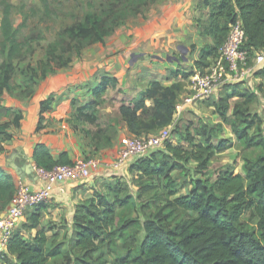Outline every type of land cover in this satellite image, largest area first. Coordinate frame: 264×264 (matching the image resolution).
<instances>
[{
    "label": "trees",
    "instance_id": "16d2710c",
    "mask_svg": "<svg viewBox=\"0 0 264 264\" xmlns=\"http://www.w3.org/2000/svg\"><path fill=\"white\" fill-rule=\"evenodd\" d=\"M158 1L98 0L91 11L59 32L57 41L46 50V59L38 61L35 68L29 65L30 74L16 64L22 45L14 30V7L3 2L0 99L5 93L13 94L16 76L29 75L34 85L37 79L69 68L86 48L105 44L119 28L143 17ZM41 2L48 13V0ZM200 8L209 10L208 20L199 23L200 35L211 38L213 46L201 49L193 71L174 72V78L182 75L186 82L195 71L204 73L218 58L231 25L237 21L245 30L243 50L249 52L251 60L264 51V0H201ZM178 62L183 60L178 58ZM255 76L262 80L258 93L243 88L242 83L229 84L222 88L214 103L215 113L239 142L242 172L236 166L213 168L216 156L231 148L227 140L219 138L222 124L211 125L197 119L187 127L175 126L172 134L188 146H175L168 141L164 151L140 158L130 167L139 177L136 200L142 219L130 217L133 199L122 197V183L111 187L110 194L95 190L91 199L81 200L74 207L72 257L63 242L51 240L45 227H41L42 215L47 211L43 203L27 212V224L15 231L0 264H49L61 256L73 264H107L105 252L117 255L120 246L125 254L118 257L117 264H264V112L250 111L260 95L264 99V66ZM185 82L166 87L155 81L138 98L123 102L118 115L128 131L133 136H147L174 123ZM118 86L116 77L102 76L92 90V99L75 110L73 131L91 139L96 149L112 144L113 128L100 126V108L105 95ZM229 91L233 97L244 99L235 105L231 117ZM33 93L30 89L26 96ZM52 102V98L41 102L36 132L44 128L43 114L50 110ZM21 119L15 115L12 122L0 124V144L13 140L8 129L19 128ZM79 123L95 130L80 131ZM3 151L0 146V153ZM32 159L38 168L48 171L73 163L67 153L55 160L44 143L36 144ZM189 160L197 164L196 175L191 179L192 190L188 195L176 197L179 191L172 173L176 170L183 173L182 163ZM15 194V178L0 168V215ZM33 230L36 234L31 236ZM25 234H29V240Z\"/></svg>",
    "mask_w": 264,
    "mask_h": 264
},
{
    "label": "rangeland",
    "instance_id": "374dc122",
    "mask_svg": "<svg viewBox=\"0 0 264 264\" xmlns=\"http://www.w3.org/2000/svg\"><path fill=\"white\" fill-rule=\"evenodd\" d=\"M98 0H48V3L50 5V11L47 13L43 3L41 0H0V43L2 41V33H1V22L3 18V2H9L13 5V24H14V30L18 33V39L21 43V51H20V58L16 60V64L20 65L24 71L28 74L31 73L32 70H30L29 65L31 68H35L37 66V62L40 60H45L46 56V50L49 47V45L53 44L58 39L59 32L73 24L77 19L82 18L86 13L91 11L93 9V5L97 3ZM184 1V0H182ZM168 2V0H160L156 4H165ZM182 3V2H181ZM154 4L151 8L154 9ZM167 4V3H166ZM92 6V7H91ZM171 5L168 3L166 5V8H170ZM150 8V9H151ZM33 9L36 10V12H33ZM159 12V11H157ZM140 17H136L132 19L131 21H139ZM201 22L200 19H195V24L197 22ZM143 25V24H142ZM126 29L121 30V32H118L112 36L111 39L116 38L119 33L120 35L123 34L127 36L131 30L134 28H138V30H142L140 27V23L133 22L126 24ZM184 28L176 27L174 31L168 32V43H164L163 47H158V51H155L152 55H156L157 57H152L151 54L148 55L149 59L148 61L154 62L156 61V58L158 60V64L164 63V67H171L167 66V58L171 59H178L181 58L182 60L185 58L186 63H179V66H176V69L171 70L169 68L167 71H170L169 74H166V79H171L173 77L174 72L178 73H184L191 72L194 69V64L189 63V53H192L195 49L200 47L196 43V30L192 27L188 31V29L185 27V31H183ZM129 37V36H128ZM132 37V36H131ZM129 37V38H131ZM163 41H167L166 38L163 39ZM97 47L96 45H93L91 47H88L84 50L89 51L91 49H95ZM187 51V53H186ZM0 53H1V47H0ZM254 58V57H253ZM252 58V60H253ZM79 58H75L74 61H76ZM132 58H128L127 61L129 64L131 61H133V64H136L138 60H143L142 57L138 56L133 60ZM252 64V63H251ZM162 65V64H161ZM71 67V66H70ZM69 67V68H70ZM146 66H141L139 68V71L142 73L145 72ZM60 71H65V69L56 70L54 73H58ZM256 72V71H255ZM50 73L46 75V77H42L40 79H37L35 84H31V80L29 75L23 76L18 75L16 76L14 80V91L13 94L5 93L2 98L0 99V110L3 109L2 105L8 103V101H18L20 104L22 103H30V101L35 100L37 98V94L39 89L46 85L47 78L49 75L54 74ZM104 73V72H103ZM102 72L97 73L95 79H99L101 75H103ZM255 74V73H254ZM111 75V74H109ZM112 76V75H111ZM153 77H159V75H152ZM256 80L252 81V85L245 84L248 88V91L258 93V86H255ZM186 86L184 87V91L182 93L183 96H190L192 92L188 90V80H186ZM95 84V82H90L87 86L91 87ZM248 85V86H247ZM129 86V87H128ZM119 85L117 89L112 90L108 92L105 97L103 98V104L100 108L101 116H100V126L103 129H109L110 135L113 136L112 144L109 146H104L100 150V154L96 155L94 151V144L90 141V148L87 151V153L84 155V158L94 156L100 158L102 169L97 174L96 177H92V179L96 182L99 181V184H96V189L100 191L103 194H110V188L114 187L116 183L120 182L123 184L124 192L122 194V197H132V212L130 213V217L133 219L140 218L142 219L141 214V207L137 203V195L139 192L138 183H139V177L137 174L131 172L130 167L127 169H124L118 173H114L113 171H110L107 166L111 165L115 160L117 159V153L120 150V148L123 145V142L126 138L132 137L129 134V131L126 127V125L122 122L120 116L118 115L119 107L123 102H129L132 98H138L141 93L136 96L132 97L128 92H126L128 89L132 90L133 86L131 85ZM243 88L244 83H242ZM33 89L34 93L32 96H26V93ZM135 89V87H134ZM90 92L93 90L92 88L89 89ZM223 91V89L218 93V95ZM144 92V91H143ZM218 95L216 98L206 99L203 101H199L198 104L186 111L177 113V117H175V126H182L187 127L191 123H195L197 119H202L204 122H207L211 125H217L222 124L223 131L219 135L220 139L227 140L230 143L231 148L226 151L223 154L217 155L214 159L213 168L218 169L220 167H226V166H236L239 168V170L242 172L243 162L240 158V148H239V142L237 141L236 137L233 134V131L229 129L228 127H224L222 119L215 113L214 109V103L216 99L218 98ZM92 97V92L90 95L88 93L84 94L82 97H79L77 99H74L71 103V106L69 109H71L70 113H68L63 120L67 126L73 130V116L75 114V110L78 106L84 105L89 100L87 98ZM10 99V100H8ZM91 99V98H90ZM8 100V101H7ZM237 101V99L230 101V110L228 112V116L233 115L234 108L232 110L231 103H234ZM15 110V109H14ZM251 112H264V99L260 95L257 101L250 106ZM15 116V113L13 112H7L5 118H11L13 119ZM78 129L81 131L82 129L86 130H92L94 131L95 128H93L90 125L87 124H78ZM77 133H80L76 131ZM81 134V133H80ZM199 140V139H197ZM175 146L178 145H184L188 146L185 142H183L179 136H175L172 134L171 141ZM232 142V143H231ZM216 144V141L213 142ZM19 145L18 141L16 143L12 144H6L5 147L0 144L1 147H3L2 157L4 163V167L8 170L9 165H7V159L4 158V156L9 155L12 150ZM163 148H159L157 151H164ZM99 152V150H98ZM184 165V172L182 173L181 170H176L172 173V177L175 179L176 184L178 186L179 194L176 196L181 195H188L191 190V179L196 175V168L197 164L193 160H189L187 163H182ZM91 179V180H92ZM86 183L81 184L78 189H84ZM110 199H112V196H110ZM47 211L43 215V218L41 220V224L45 229L47 230L48 236L51 238V240H55L57 243L63 242L65 245V250L70 252V255L73 257L75 252L71 248V242L72 238L74 237L73 234V225L70 222L69 214L66 211V208L60 207L59 204H56L54 200L49 201L46 203ZM151 211H148L149 214ZM23 227V226H22ZM25 239L29 240V235H24ZM31 238V236H30ZM125 251L121 248H119L117 255L108 254L105 252V259L107 261V264H117L116 260L120 256H124ZM49 264H73V261H69L65 256H61L55 259H52Z\"/></svg>",
    "mask_w": 264,
    "mask_h": 264
},
{
    "label": "crops",
    "instance_id": "0c3cea01",
    "mask_svg": "<svg viewBox=\"0 0 264 264\" xmlns=\"http://www.w3.org/2000/svg\"><path fill=\"white\" fill-rule=\"evenodd\" d=\"M200 1L201 0H168L166 3L171 5L170 8H166V3L159 5L156 4L154 9H152L153 7L149 9L143 17H140L139 21H130L131 23H140L142 30L134 28L127 36L123 34L120 35L119 33L116 38H108L105 44H97L95 49L85 51L79 59L73 61L70 68L49 75L46 85H43L39 89L37 98L30 101L29 104H20L18 101L11 102V100L8 99L10 101L7 100L8 103L6 102V104L2 105L3 109L0 110V124L9 123L14 120V118L11 119L10 117L5 118L7 112H13L15 115H20L22 119L19 128L11 126L8 129L13 135V140L4 142L2 145L5 147L6 144L16 143L17 141L19 145L15 147L9 155L4 156V158L7 159V165H9L8 170L4 167L5 162L1 155L2 152L0 153V168L8 174H11L15 178L17 184L19 180H23L20 177L21 175L19 172L21 169L19 168V171L16 169V167H18L17 161L22 157L26 161L34 163L32 154L34 147L38 143L46 144L55 160H58L62 153H67L72 162L84 158V155L90 148L89 138L85 137L81 132L80 134L70 129L63 120L71 111L69 108L72 101L82 97L86 93L90 95L92 90L90 92L89 89H94L100 82L102 76L111 74L119 80V85H132L133 89H128L126 91L132 97L138 96L155 81L160 82L166 87L172 86L176 83L185 82V80L182 79V75L178 78H165L166 74L170 73V71L166 72V70L169 68H171V70L176 69L174 65L179 66L178 59L167 58V66L171 67H164V63H161L162 65L158 64L157 58L154 62L148 61V55H152L155 51H158L157 48L163 47L164 43L167 44L168 32L174 31L176 27H180V29L184 28L183 31H185V27L188 31L192 29V27L196 30V43L200 47L195 49L192 53H189V63L194 64L199 60L201 49L204 46H213V40L211 38L201 37L199 26L200 21L193 26V24H195V19H200L203 22L207 21L209 17V10H202L200 8ZM126 27L128 26L123 28L126 29ZM121 28L116 31L117 34L123 29ZM128 36L132 37L129 38ZM164 38H166V42L163 41ZM137 54L142 57L143 60H138L136 64H133L134 62L131 61L129 64L127 59L130 57L132 58L131 60H133L137 57ZM152 57L157 56L152 55ZM182 63H186L185 58ZM141 66H146L145 72L143 73L141 72L142 70L139 71ZM100 72L104 73L96 80V74ZM152 75H159V77H153ZM253 78L256 80L255 82H258L255 86H258L259 88L262 80L257 78L254 74L248 83H244L245 89L248 90L245 84H253ZM90 82H95V84L87 88ZM229 95L231 96V102L232 100L237 99V101L231 103L232 110L237 103L244 101L242 98L233 97L231 91H229ZM49 98H52L53 102L50 106V110L43 114L44 120L42 125L44 128L39 132H36L39 123L41 102ZM90 98L92 99V97ZM90 98L87 99L90 101ZM224 127L231 129L225 124ZM129 134L130 136H133L130 132ZM94 151L96 155H99L101 152L100 149H96L95 147ZM25 162H23L22 165H25ZM96 176L97 175H94L93 177ZM25 181L31 184L33 189L41 188L43 185V182L38 178L33 182L27 178ZM85 183L87 185H85L84 189H78L81 184L68 183L65 185L66 195L64 197L58 196L53 199L56 204L60 205V207L66 208L71 224L75 205L81 200L91 199L94 191L97 190L96 184H99V181L95 182L92 179ZM28 213H26L25 218L21 221L17 230H21L22 226L27 224ZM45 213L46 211L43 215ZM41 227H43L42 224ZM35 234L36 230H33L30 233L31 236H34Z\"/></svg>",
    "mask_w": 264,
    "mask_h": 264
},
{
    "label": "built area",
    "instance_id": "2783aa9c",
    "mask_svg": "<svg viewBox=\"0 0 264 264\" xmlns=\"http://www.w3.org/2000/svg\"><path fill=\"white\" fill-rule=\"evenodd\" d=\"M245 42V30L242 23L237 21L231 25L218 58L212 61L204 73L195 71L189 78L187 88L192 94L180 97L176 115L196 106L199 101L216 98L227 84L248 83L251 80L255 71L264 66V51L256 53L255 58L251 60L249 52L243 50ZM174 127L175 121L157 133L126 138L117 159L107 168L118 173L131 167L138 159L148 157L159 148L165 147V144L171 141ZM34 167L37 178L43 182L42 187L33 189L25 179L19 180L14 199L0 215V262L3 255L7 254L10 240L28 211L48 203L55 197H64L65 185L84 184L102 169L100 158L96 155L77 159L71 165H61L52 171L38 168L36 165Z\"/></svg>",
    "mask_w": 264,
    "mask_h": 264
},
{
    "label": "water",
    "instance_id": "95a60500",
    "mask_svg": "<svg viewBox=\"0 0 264 264\" xmlns=\"http://www.w3.org/2000/svg\"><path fill=\"white\" fill-rule=\"evenodd\" d=\"M187 53V51H186ZM178 61V60H177ZM24 158H20V160L17 161L18 163V167H16V169L19 171V168L22 170L19 171L20 172V177L22 179H29L30 181H35L37 179V175L35 172V164L30 162V161H26ZM25 162V165H22V163Z\"/></svg>",
    "mask_w": 264,
    "mask_h": 264
}]
</instances>
